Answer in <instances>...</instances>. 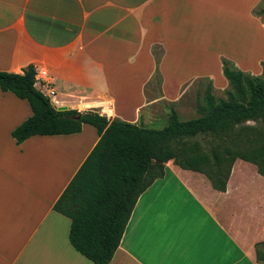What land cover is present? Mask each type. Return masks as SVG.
Segmentation results:
<instances>
[{
  "label": "crops",
  "instance_id": "obj_1",
  "mask_svg": "<svg viewBox=\"0 0 264 264\" xmlns=\"http://www.w3.org/2000/svg\"><path fill=\"white\" fill-rule=\"evenodd\" d=\"M261 1L243 0L264 31L253 13ZM215 2L0 0V71L22 74L34 65L36 87L52 105L152 124L164 120L159 102L175 104L193 79L228 84L207 69L209 61L203 70L187 62L199 45L186 40L199 41L188 36L198 35ZM223 57L217 55L220 67ZM263 59L257 69L242 65L243 72L262 73ZM156 75L162 95L149 99ZM32 115L27 100L0 88V264H94L72 246L71 219L54 206L100 135L83 124L76 134L17 144L13 131ZM261 243L264 177L254 164L237 159L220 192L205 175L170 161L165 176L138 198L109 264H259Z\"/></svg>",
  "mask_w": 264,
  "mask_h": 264
},
{
  "label": "trees",
  "instance_id": "obj_2",
  "mask_svg": "<svg viewBox=\"0 0 264 264\" xmlns=\"http://www.w3.org/2000/svg\"><path fill=\"white\" fill-rule=\"evenodd\" d=\"M222 64L229 84L226 97L216 98L211 88L203 115L182 120L172 111L160 130L110 121L93 112H59L36 87L34 65L24 68L22 74L0 71L2 91L27 100L33 111L13 131L17 144L33 136L76 134L83 124L92 125L100 135L54 206L71 219L72 246L94 264H109L113 259L138 198L165 176L170 161L205 175L220 192H226L237 159L254 164L264 177V128L247 125L256 120L264 123V61L260 76L243 72L228 59ZM207 140L212 144L209 152L202 145ZM261 244L256 246L258 260Z\"/></svg>",
  "mask_w": 264,
  "mask_h": 264
},
{
  "label": "rangeland",
  "instance_id": "obj_3",
  "mask_svg": "<svg viewBox=\"0 0 264 264\" xmlns=\"http://www.w3.org/2000/svg\"><path fill=\"white\" fill-rule=\"evenodd\" d=\"M216 2L209 7H206V17L204 24L196 31L198 35H189L188 37L198 38L196 40H186L190 44H197L195 46L197 51L193 50V56L187 59L189 65L195 68V64L198 63L199 69L203 70L204 66L207 69L212 68L215 75H223V64L221 67L218 63L217 55L224 53L226 58L230 60L235 66L243 71L242 65L245 67H251L257 69V60L260 57H264V31L260 28L259 21H256L252 16L249 8L245 5L243 0H215ZM254 15L259 17L264 22V0L253 11ZM195 27L190 25L188 31H192ZM190 37V38H191ZM182 44H185L182 42ZM174 46L176 42H174ZM161 50H157L160 52ZM264 60V59H263ZM259 65L261 63L259 62ZM249 71V70H248ZM213 72V73H214ZM191 74V73H190ZM184 73V77L190 75ZM248 74L260 76L262 73ZM213 79L209 77L196 78L187 83L181 93L180 99L175 104L159 102V107L163 108L160 115H163L164 120L154 121L152 124L143 125L152 129H163L166 125L168 115L175 111L182 120H188L191 118L199 117L203 115V111L208 108L207 93L210 91L216 98L226 97L225 91L229 88V85L224 80L217 81L216 87L211 83ZM162 78L156 75L152 82L146 88L149 99L159 98L161 93ZM212 85V86H211ZM150 118L154 120L155 115L150 111L148 113ZM166 119V120H165ZM247 125L256 127L258 129L264 128V123L261 120L250 121ZM203 150L208 151L212 147L210 141H202ZM261 253V259L259 264H264V244L258 247Z\"/></svg>",
  "mask_w": 264,
  "mask_h": 264
},
{
  "label": "water",
  "instance_id": "obj_4",
  "mask_svg": "<svg viewBox=\"0 0 264 264\" xmlns=\"http://www.w3.org/2000/svg\"><path fill=\"white\" fill-rule=\"evenodd\" d=\"M53 107H54L57 111H59V112L68 111L66 106H56V105H53ZM80 118H81V116H79L77 119H80Z\"/></svg>",
  "mask_w": 264,
  "mask_h": 264
},
{
  "label": "built area",
  "instance_id": "obj_5",
  "mask_svg": "<svg viewBox=\"0 0 264 264\" xmlns=\"http://www.w3.org/2000/svg\"><path fill=\"white\" fill-rule=\"evenodd\" d=\"M52 94L54 95V92H52Z\"/></svg>",
  "mask_w": 264,
  "mask_h": 264
}]
</instances>
